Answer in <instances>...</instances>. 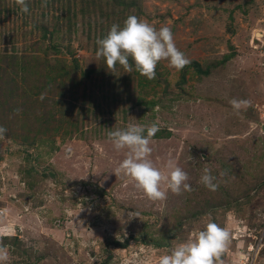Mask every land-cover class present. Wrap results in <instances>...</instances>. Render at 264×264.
<instances>
[{
    "label": "rangeland",
    "instance_id": "374dc122",
    "mask_svg": "<svg viewBox=\"0 0 264 264\" xmlns=\"http://www.w3.org/2000/svg\"><path fill=\"white\" fill-rule=\"evenodd\" d=\"M129 15L170 26L191 63L160 61L153 80L108 71L96 39ZM232 98L252 103L237 114ZM154 122L151 159L175 158L192 188L164 201L116 176L124 152L107 139ZM0 125L8 264H157L209 222L230 232L217 264H264V0H30L27 13L0 0ZM205 167L218 190L199 183Z\"/></svg>",
    "mask_w": 264,
    "mask_h": 264
},
{
    "label": "clouds",
    "instance_id": "9594fccd",
    "mask_svg": "<svg viewBox=\"0 0 264 264\" xmlns=\"http://www.w3.org/2000/svg\"><path fill=\"white\" fill-rule=\"evenodd\" d=\"M22 12L29 11L27 0H15ZM42 6H47V0H42ZM96 58L105 60L108 71L116 73L117 65L124 72L131 73L133 66L136 72L149 80L156 78V67L160 61L166 60L170 68L177 71L184 69L191 61L185 53L179 50L174 40L172 29L163 25L157 29L147 20L135 15H129L122 25L113 23L106 35L96 39ZM133 63H129V60ZM42 93L40 99L43 100ZM238 114L251 106L249 99L232 98L229 101ZM19 114L22 109H14ZM159 131L157 123H129L124 128H116L107 132V139L115 151L124 152V158L119 162L114 172L116 176L123 175L134 181V186L141 190L151 201L167 199V190L174 194L182 191H192L187 182L188 173L177 163L175 158H168L163 170L151 159V141ZM7 133V128L0 125V139ZM66 158L73 154L71 145L64 149ZM224 175V173H221ZM86 179L87 176L80 177ZM217 178L208 167L203 169L199 183L210 191L219 188ZM164 186V187H162ZM138 216V215H136ZM230 243V232L215 222H209L202 230L196 231L190 237L158 258L157 264H217L221 254ZM9 251L0 244V264H8Z\"/></svg>",
    "mask_w": 264,
    "mask_h": 264
},
{
    "label": "trees",
    "instance_id": "16d2710c",
    "mask_svg": "<svg viewBox=\"0 0 264 264\" xmlns=\"http://www.w3.org/2000/svg\"><path fill=\"white\" fill-rule=\"evenodd\" d=\"M40 2H42V0H39ZM34 2H35V0H34ZM27 3H28V7L30 8V0H27ZM39 3V2H38ZM120 3L122 4L123 3V0H120ZM40 4V3H39ZM74 18V17H73ZM73 18L71 17V16H69L68 17V19H69V21L70 22H72V20H73ZM68 21V22H69ZM44 22V21H43ZM43 25H40V24H37V23H34V25H36L37 26V28H41V27H43V31L44 32H48L49 30H47V26L44 24V23H42ZM105 34V32L104 31H102V37H103V35ZM230 57V56H229ZM225 61V60H224ZM194 66L197 68V72H199L200 74H205V75H208V74H210V72H211V68H207V69H203L202 67H201V65L198 63V62H194ZM183 80H185V77H183ZM155 102V101H154ZM156 103V102H155ZM116 243H119V242H116ZM126 245V243L125 244H122V246H125Z\"/></svg>",
    "mask_w": 264,
    "mask_h": 264
}]
</instances>
